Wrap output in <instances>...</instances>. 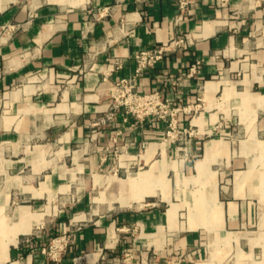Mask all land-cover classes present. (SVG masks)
I'll use <instances>...</instances> for the list:
<instances>
[{"label": "crops", "instance_id": "1", "mask_svg": "<svg viewBox=\"0 0 264 264\" xmlns=\"http://www.w3.org/2000/svg\"><path fill=\"white\" fill-rule=\"evenodd\" d=\"M177 14L176 0H0V264H264V0ZM177 36L136 90L194 130V157L172 164L189 201L168 195L164 119L102 122L109 82ZM64 232L57 259L38 254Z\"/></svg>", "mask_w": 264, "mask_h": 264}, {"label": "built area", "instance_id": "2", "mask_svg": "<svg viewBox=\"0 0 264 264\" xmlns=\"http://www.w3.org/2000/svg\"><path fill=\"white\" fill-rule=\"evenodd\" d=\"M224 1L225 0H217V3L221 4ZM196 3L197 0H176L178 10L176 20H182L188 15ZM106 9L107 8L103 9L102 12L104 13ZM186 42H188L187 36H177L172 38L168 43L137 51L133 56L135 61L133 74L130 77H124L115 82H109L110 86L108 90L110 92L111 103L108 111L102 118V122L113 119L118 111L122 110L125 115H131L137 119L157 117L166 120V118H169V124H172V128H174L178 123V119H174L172 116L179 109L176 108L171 101L164 99L158 91L145 93L137 91L136 80L142 73L154 67L157 62L162 60L168 50L171 48H184ZM198 65V61L193 63L189 67L188 75L196 73ZM120 66L121 64L119 61L115 62L116 68ZM183 131L189 136L187 151L191 152L190 143L194 130L189 127V130L184 129ZM70 239V235L67 232L59 234L52 238L47 245L41 246L38 250V254L45 258L57 259L69 244ZM23 241H30V235L23 237ZM131 257V253H126L122 258V264H129ZM166 264L174 263L170 261Z\"/></svg>", "mask_w": 264, "mask_h": 264}, {"label": "rangeland", "instance_id": "3", "mask_svg": "<svg viewBox=\"0 0 264 264\" xmlns=\"http://www.w3.org/2000/svg\"><path fill=\"white\" fill-rule=\"evenodd\" d=\"M187 113V110H186ZM174 119H177L178 117V111L172 116ZM166 129H165V136L162 140V143L164 147L166 148V157L165 161L167 163L166 166V178L169 179L168 182V195L170 196L171 200H173L174 197L180 199L183 198L184 200L189 201L191 199V190L192 188L187 185L186 187L180 188L179 182L178 185H175L176 182V172L177 167H173L172 164L175 162H188L194 157V153L192 151H187L188 149V139L189 136L184 133V129L189 130V125H181L179 122L176 124L174 128H172V124H169V118H166ZM180 131V132H178ZM172 149L174 150L172 152ZM175 165L177 166V164ZM82 191H85L89 194L90 199L97 195L95 192V189L92 187H84L82 186L79 190H77L78 194H80ZM112 193H115V190L113 188H106L104 189L103 196L106 200H109V198L112 196ZM107 205V204H104ZM113 206H116V204H113ZM100 205L98 203H91V206L89 207V210L96 209L99 211Z\"/></svg>", "mask_w": 264, "mask_h": 264}]
</instances>
